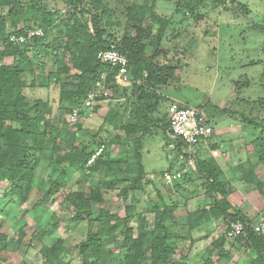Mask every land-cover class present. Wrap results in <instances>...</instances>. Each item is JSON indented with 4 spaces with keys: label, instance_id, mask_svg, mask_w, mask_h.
Wrapping results in <instances>:
<instances>
[{
    "label": "rangeland",
    "instance_id": "rangeland-1",
    "mask_svg": "<svg viewBox=\"0 0 264 264\" xmlns=\"http://www.w3.org/2000/svg\"><path fill=\"white\" fill-rule=\"evenodd\" d=\"M70 1L21 0L22 4L33 6L37 10L29 11L26 14L29 21L22 22L19 28L26 30L41 27L44 32L46 30L45 44L56 40L61 35V30H64L63 22L67 21L72 12ZM180 1L182 0H105L114 13V20L111 21L113 27L109 31L116 35L117 42L125 35H136L138 25L132 19L133 15L128 12L133 4L150 10L142 24L144 29L156 26L150 21L154 15L170 20L162 43L155 47L156 37L153 35L147 45V55L154 56L157 64L175 68L176 80L167 84L168 88L163 87L164 93L192 106L204 103L210 108L232 105L226 109L228 113L220 115L222 122L215 127H236L237 135L234 133L231 137H225L224 144L216 138L222 147L217 156H211L220 162L224 172L221 180L227 183L228 199L233 206L241 211L243 209L247 214L242 212L254 224L264 222V163L260 161L258 149L254 147L257 139L262 140L264 144V0H237L240 4L229 2L216 10L206 8L202 11L203 18H199L197 23L181 10ZM241 4L250 11L246 12ZM6 12L7 10L4 11ZM44 14L52 15L49 24L41 22ZM34 16L38 21L33 20ZM5 27V35L16 34L10 20L6 22ZM19 28L16 31H19ZM158 28L155 27L154 34ZM44 55L38 56V59L32 57L33 63L39 66L40 57L48 63L54 60L51 55ZM13 63V57H5L2 61L5 66H11ZM64 64L71 68L69 56L64 59ZM30 81L28 84H31ZM40 81H44V78H40ZM68 82L69 77L62 75L60 85L54 84L53 81L48 83L47 88L26 91L29 105H33L37 100L48 103L51 112L42 114L46 123L54 128L53 137L56 138V145L60 146L57 153L60 158L66 153H74L75 148L80 150L89 146L91 150H95L100 141L107 146L108 140H113L119 135L122 143L109 148L107 151L111 155L106 157L107 160L119 164L118 172L88 174L89 168H83L81 164L71 167L66 161L56 162L51 157V150L44 154L38 153L37 168L31 179L32 190L24 202L20 201L16 191L10 190L6 176L0 174V224L10 236H15L14 228L17 226H26L25 232L28 235L24 241L25 252L14 251L10 246L9 250L1 255L0 264H47L42 255L43 248L51 247L59 241L70 248V253L63 257L65 264H83V260L77 257L75 248L85 241L88 222L101 211L119 218L115 238L104 239V243L105 247L112 251L110 258L115 260L112 264H124L120 260L121 249L117 244L124 239L126 223L134 230L136 236L140 221L142 218H148L150 221L147 232H151L156 210L176 205L183 207L192 196L202 200L206 194L202 188L204 180L197 173L195 158L194 169L191 168L184 179L167 184L162 178L170 166L174 171L184 165L185 159L180 157L178 152L181 149L183 153L186 151L182 142L177 146L179 141L173 140L168 134L166 107H161L165 113L158 112V115L150 118L152 135L144 138L140 150L145 175L138 182L136 136L127 138L124 131H113L108 124H104L103 116L108 110V103L118 102L121 113H126L127 101L136 99L141 84H136L135 88L132 85L121 87L116 81L117 86L121 88L118 90L117 101H106L108 103L101 104L98 112L82 107L83 115L79 122L73 125L69 111L73 107L72 101L61 99L63 92L71 89ZM108 92L112 94L111 90ZM250 120L256 121V125H249ZM130 121L133 122L134 118H130ZM105 130L112 132L108 140L95 138L98 132ZM75 133L77 135L74 139ZM252 169L255 182L247 184L241 177L248 175ZM190 177L193 178L192 182L185 183ZM52 181L58 183V191L53 198L45 200L44 195L54 186ZM93 192L105 195V201H95ZM124 192L128 194L127 200L119 196ZM77 195L81 196L80 200H77ZM204 198L202 202L199 200L198 203L196 200L191 203L190 208L196 210L201 203L210 206L208 198ZM128 208H132L131 213H128ZM79 212L83 215L82 222H76ZM187 213L186 210H179L175 217L184 223ZM226 224L227 222L222 220L211 226H202L200 231L194 234L193 243L185 229L174 228L173 235L179 240L175 260L190 258L187 264H204L209 259L215 263L220 260L221 264H232L234 259L237 263L243 262L246 259L243 252L250 249L246 241L238 243L227 238L222 249L225 258H221L220 250L213 247V243L225 232ZM32 238L33 246L27 248Z\"/></svg>",
    "mask_w": 264,
    "mask_h": 264
},
{
    "label": "trees",
    "instance_id": "trees-1",
    "mask_svg": "<svg viewBox=\"0 0 264 264\" xmlns=\"http://www.w3.org/2000/svg\"><path fill=\"white\" fill-rule=\"evenodd\" d=\"M180 2L181 10L187 13L195 23L199 22V18L200 20L203 18V9L216 10V8L229 3L228 0H182ZM69 3L72 12L67 17L68 19L66 18L67 21L63 22L64 30H61V35L56 40L45 44L47 39L45 38L47 37L45 30L42 37H34L24 44H13L10 42L12 35L25 36L30 30L36 29L25 30L19 27L22 22L29 21L26 14L37 9L22 4L21 0H0V174L6 176L10 190L18 193L21 202L28 199V194L32 190L31 179L38 163L36 154H44L51 150V157L56 162L66 161L70 163L71 167L81 164L85 168L88 159L96 149L98 150L101 146H104L105 150L99 159L88 167L90 170L88 174L97 172L113 173L118 172L117 165L119 164L107 160L106 157L111 155L107 150L122 143L119 135L113 140H108L112 132L105 130L102 133L98 132L95 138L108 140L109 145L106 146L100 141L98 147L94 148L95 150L92 149L93 151L89 146H85L80 150L75 148L74 153H66L60 158L57 155L60 146L56 145V138L53 137L52 129L54 128L46 123L42 114L51 112L48 103L44 100H37L33 105H29L26 91L35 88H47L48 83L53 81L54 84L60 85L62 75H65L69 77L67 84L71 89L64 91L61 99L72 101L73 107L69 110L70 115L78 110L79 118L82 117L81 108H86L84 102L91 93L96 94L97 98L94 104L87 109L98 112L101 109L100 105L105 104L106 101H117L118 90L121 89L115 83L117 69L100 61L98 54L110 49L120 51L128 60L129 75L133 88L137 86L136 84L142 86L140 85L138 88L139 95L136 99L127 101V109L124 114L121 113L118 102L115 104L106 102L108 103V110L103 116V122L108 124L113 131H124L127 138L136 136L137 165L139 168L137 180L140 182L145 175L140 150L144 138L152 135L150 115L157 110L160 102L164 99L158 92L163 87L166 88L167 84H171L176 80L175 68L159 65L155 62L156 58L154 56L147 55V45L151 36L155 35L156 37L155 47L162 43V37L165 35L166 27L170 23L169 19L154 15L150 18V21L156 26H149L144 29L142 24L147 18V12H150V10L133 4L128 12L133 15L132 19L138 25L135 31L136 35H125L121 41L117 42L116 35L109 31L113 27L111 21L114 20V13L113 10L109 9V5L105 0H71ZM231 3L234 4L233 1ZM242 7L246 12L249 11L245 6L242 5ZM5 10H7L6 13H4ZM51 17V14H44L41 22L49 24ZM90 18H92L91 21ZM9 20L11 26L15 28L16 34L5 35V25ZM33 20H37L35 16ZM155 27H159L156 34H154ZM18 28L20 30L16 31ZM42 54L49 57L51 55L54 60L48 63L40 57V65H35L32 57L38 59V56ZM67 56L70 57L71 68L64 64V59ZM5 57H13V65H3L2 61ZM40 78H44L45 82L40 81ZM29 80H31V84H28ZM109 90L112 91V94L105 96V92ZM197 107L204 109L205 105ZM221 113L226 114L228 111L222 110ZM132 117L134 118L133 122L130 121ZM245 121L248 123L246 119ZM249 125H256V121L250 120ZM78 129L81 132L80 127ZM77 133L73 134L74 139ZM179 144L180 141L177 146ZM254 147L258 149L260 161L264 163V144L262 140L257 139L254 142ZM179 154H181L180 157L183 156L185 159L184 165L181 167L183 168L188 164L191 157L187 151L183 153L182 149L178 152ZM194 158L197 161V173L204 180L202 188H204L206 194L203 195V199L205 200L204 196H206L210 201V206L201 203V206L198 205L196 210L188 211L189 202L196 199L192 196L189 201L184 203L183 207L176 205L156 210L153 230L147 232L150 219L142 218L136 236L134 230L129 228L126 223L123 232L124 239L117 244L121 249L120 260L124 264H187V258H183V261L175 260L179 240L178 237L173 235L174 228L185 229L193 243L195 242L194 234L198 233L202 226H211L213 223L222 220L227 222L225 231L232 223H241L247 226V237L234 240L238 243L246 241L245 243L250 246H248L249 250L254 251L258 256L254 264H264V240L248 227V225L251 226L254 223L229 201V192L226 189L227 183L221 180L224 175L223 170L215 161L198 160L197 152L194 154ZM171 171H173V168L170 166L165 172ZM191 180H193L192 177L185 183ZM241 180L247 184L255 182L253 169L250 170L248 175L245 174L241 177ZM52 182L54 186H51L44 195L45 200L53 198L58 191L56 189L59 187L58 183ZM260 188L261 185H259ZM119 196L123 200L128 199L127 192L119 194ZM93 198L97 202L105 201V195L99 192H93ZM80 199L81 196L77 195V200ZM203 199H197L198 203L199 200L202 202ZM36 204L38 205V202ZM179 210L188 211L184 223H181V220L175 217ZM131 211L132 208H128V213H131ZM82 217V213L79 212L76 222H82ZM114 221L116 223L112 224ZM118 222L119 218L103 211L88 222L86 239L75 248L77 257L83 260V264H112L115 262L110 258L112 251L105 247L104 239L115 238ZM25 230L26 226H17V228H14L15 236H10L4 232V227L0 224V259L1 255L7 252L10 246L13 247L14 251L25 252L23 250L24 241L28 237ZM32 240L33 238L27 244V248L33 246ZM226 240L227 237L223 233L222 237L213 243V247L220 250L221 258H225L222 249L226 244ZM66 253H70V248L59 241L51 247L43 248L42 255L47 264H65L63 257ZM204 264H212V261L209 259Z\"/></svg>",
    "mask_w": 264,
    "mask_h": 264
},
{
    "label": "built area",
    "instance_id": "built-area-1",
    "mask_svg": "<svg viewBox=\"0 0 264 264\" xmlns=\"http://www.w3.org/2000/svg\"><path fill=\"white\" fill-rule=\"evenodd\" d=\"M44 31L41 28L30 30L25 36L12 35L10 42L13 44H24L27 40H31L34 37H42ZM98 59L103 63L111 65L116 68L118 73L116 81L121 87H129L133 83L131 81L128 69L127 58L118 50L110 49L102 51L98 54ZM105 96L111 95L110 92H105ZM96 94H89L88 98L84 102V106L91 107L96 101ZM70 122L76 124L79 122V111L75 110L70 116ZM214 133L213 127L206 121L203 115V109L200 107L190 105H179L174 103L169 109L168 118V134L173 140H179L182 142L189 156L191 157L188 164L177 171L165 172L162 176L163 180L167 184H172L175 181L182 179L184 176L190 173V169H194V154L195 149L201 144L207 142ZM105 147L101 146L96 150L88 159L87 167L92 166L102 155ZM214 156H217V152H213ZM244 224L232 223L229 228L224 232L228 239H237L240 237H247V231ZM251 230L261 239L264 240V222L255 223L251 226L248 225Z\"/></svg>",
    "mask_w": 264,
    "mask_h": 264
},
{
    "label": "crops",
    "instance_id": "crops-1",
    "mask_svg": "<svg viewBox=\"0 0 264 264\" xmlns=\"http://www.w3.org/2000/svg\"><path fill=\"white\" fill-rule=\"evenodd\" d=\"M232 1L239 3L237 0H228V2H232ZM203 10H205V9H203ZM248 10L250 11V9H248ZM166 88H168V87H166ZM164 92H165L164 89H161L158 92L160 95L163 96L164 99L160 102V105L157 108V110L152 112V114L150 115V118H152L153 115L154 116L155 115H158V112L159 113H165V112H162L163 110H161V107H166V109L168 111V118H169V109H170V106L172 104L178 103L179 105H189V104H183V103H181L177 99L173 98L172 95L165 94ZM202 105L203 106L205 105V107L203 109V115H204L206 121L213 127V129H214V137L210 138L211 141L208 140L205 143H201L195 149V151L198 153V155H200V157L198 156L199 158H202L203 157L201 160H212V161H215L220 166L219 160H215V158H213L211 156V154L213 155V152H220V147H222V145H220L219 142L216 141L217 140L216 138H219L220 141H221L220 143H223L224 144V142H226L225 137H227V136H230V137L233 136L234 133L237 132L238 130L236 129V127H229V128L228 127H222L220 129H217L215 126H217L219 123L222 122L220 115H224V114H222L221 111L230 108L232 105H230V107H229V105H225V107H216V108H210L207 103H204ZM190 106H192V105H190ZM198 106H200V105H198ZM230 137H228V138H230ZM196 200L197 199H193V200H191L189 202L188 211H193L194 210V209L190 208L191 207L190 204L191 203H194ZM239 207H241V206H239ZM242 211H244V210L242 209ZM243 253H244L246 259L243 262H238V263L234 259V261L232 262V264H254L255 261L258 258L257 254L254 251H251L249 249L248 250H245ZM185 257H187V256H185ZM188 259H190V258H187V261H188ZM220 262L221 261L219 260L216 263L215 262H212V264H221ZM205 263H206V261H205Z\"/></svg>",
    "mask_w": 264,
    "mask_h": 264
},
{
    "label": "clouds",
    "instance_id": "clouds-1",
    "mask_svg": "<svg viewBox=\"0 0 264 264\" xmlns=\"http://www.w3.org/2000/svg\"><path fill=\"white\" fill-rule=\"evenodd\" d=\"M195 107H197V106H195Z\"/></svg>",
    "mask_w": 264,
    "mask_h": 264
}]
</instances>
